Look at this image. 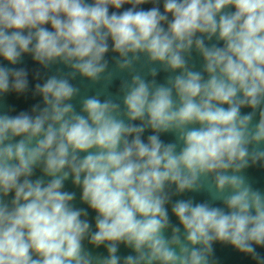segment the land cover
I'll return each instance as SVG.
<instances>
[{"label":"clouds","instance_id":"1","mask_svg":"<svg viewBox=\"0 0 264 264\" xmlns=\"http://www.w3.org/2000/svg\"><path fill=\"white\" fill-rule=\"evenodd\" d=\"M160 5L0 0V97L27 92V70L9 66L25 54L70 69L35 84L42 105L0 112V264H214L215 242L264 264V193L243 175L264 167V0ZM124 72L121 95L107 93ZM78 75L105 90L81 96ZM69 178L94 229L64 190ZM200 191L223 207L173 202ZM121 245L131 253L121 257Z\"/></svg>","mask_w":264,"mask_h":264},{"label":"water","instance_id":"2","mask_svg":"<svg viewBox=\"0 0 264 264\" xmlns=\"http://www.w3.org/2000/svg\"><path fill=\"white\" fill-rule=\"evenodd\" d=\"M91 2V0H89ZM151 4L142 5L140 7H143L145 9L152 7ZM161 10H162V0H161ZM125 8L129 7L128 5L124 6ZM124 9H121V11ZM112 11V9H110ZM215 39L212 41V43H215ZM222 46V42H221ZM118 56V54L113 53L109 51L105 55V59L109 62V70L112 71L115 69V58ZM7 62L3 61L2 58H0V64H6ZM190 64L195 66L196 70H200L202 67V58L199 56L198 53L193 51L192 58L190 60ZM10 67H16V68H24L28 72V80H29V88L27 92L24 94H16V93H8L2 97H0V112H8L10 115L18 114L20 111H30L32 106L35 104H41L42 105V98L38 95H34V86L36 83H43V81L51 76L55 75L59 72L66 73L69 72L70 69L64 66L63 64H55L51 66L48 69L43 68L41 65H39L37 62H34L31 55L25 54L22 56L21 63L11 66ZM139 69V65L137 66ZM39 73V78H36V73ZM169 75L168 73H165L161 71L156 79L159 83H164L165 79ZM124 79H130L127 72L124 73H118L116 78L113 79L111 84L107 88V93L111 94L112 96H119L120 93V84L121 81ZM151 79V77H149ZM72 83L81 89V96H90L94 95L98 91L105 90V84L102 81L99 84L93 85L90 81L85 80L84 78L80 77L79 75L76 77L75 80L72 81ZM104 97L102 96L101 99ZM80 97H77L72 102L76 106V110H80ZM11 109V111H9ZM251 111L250 109H242V113H246ZM258 121V115L255 118ZM138 123V122H137ZM150 134V130L146 131L144 134V138L146 139L147 135ZM161 139L165 142H171L175 138L171 134H162ZM243 175L247 178L248 182L252 185L254 189L260 190L262 193H264V167H261L260 165L251 166L244 170ZM42 173L39 169H36L34 176L32 179H36L38 177H41ZM47 180L48 178L45 177ZM65 191H69L70 193H75V199L73 201V204L76 208H84L88 210V219L92 224V227L94 229V217L96 213L88 208V206L81 201V195H82V189L79 187H76L72 184L71 178L65 182ZM174 191V186H173ZM12 196L11 194L7 198L9 201L11 200ZM193 199L194 202H210L213 203L214 206H220L223 207L222 202L220 201H211L210 195L206 191H200V192H185L178 196H173V202L178 199ZM169 208V215L171 218V221L173 224H176L179 226L178 220L171 215V206H168ZM182 227V226H181ZM84 245L86 248H88L90 251H92L93 255H107L106 250L101 246L100 248H93L91 245L88 244L87 240L84 241ZM213 256L212 260L214 261V264H256V261L252 259L251 256L240 253L238 250H236L233 246L221 243V242H215L213 244ZM257 253L264 257V248L257 247L256 248ZM131 253L130 249L125 248L123 245L120 246L119 255L121 257L126 256Z\"/></svg>","mask_w":264,"mask_h":264}]
</instances>
